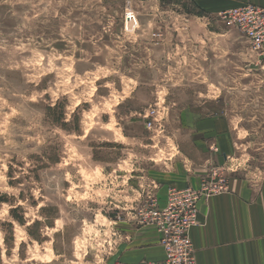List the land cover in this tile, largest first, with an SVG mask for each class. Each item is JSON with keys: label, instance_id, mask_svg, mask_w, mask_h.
<instances>
[{"label": "rangeland", "instance_id": "374dc122", "mask_svg": "<svg viewBox=\"0 0 264 264\" xmlns=\"http://www.w3.org/2000/svg\"><path fill=\"white\" fill-rule=\"evenodd\" d=\"M223 11L0 0V264H117L130 230L160 238L141 222L153 196L137 177L215 160L216 147L193 139L212 116H227L232 133L229 162L212 164L264 175V60ZM213 171L228 187L220 169L201 185ZM36 222L42 242L28 233Z\"/></svg>", "mask_w": 264, "mask_h": 264}, {"label": "crops", "instance_id": "0c3cea01", "mask_svg": "<svg viewBox=\"0 0 264 264\" xmlns=\"http://www.w3.org/2000/svg\"><path fill=\"white\" fill-rule=\"evenodd\" d=\"M206 10L223 11L251 3L264 8V0H195ZM227 116H212L199 122L193 138L196 144H209L213 159L200 163L189 158L175 166H148L142 179L143 193L157 197L159 203H167L169 187L199 188L202 179L212 169L227 173L226 192L202 199L199 202L197 224L191 230V239L197 252L198 264H264V175L246 166L239 170L235 166H215L212 162L228 163L231 143ZM215 157V158H214ZM222 160V161H218ZM141 170L142 166H136ZM135 178V177H134ZM140 183V182H138ZM132 248L124 262L140 264L160 261L164 258L163 247L156 231L130 230ZM145 232V234H143ZM159 239V240H158Z\"/></svg>", "mask_w": 264, "mask_h": 264}, {"label": "built area", "instance_id": "2783aa9c", "mask_svg": "<svg viewBox=\"0 0 264 264\" xmlns=\"http://www.w3.org/2000/svg\"><path fill=\"white\" fill-rule=\"evenodd\" d=\"M221 17L229 27L244 34L253 50L259 52L264 60V8L248 3L223 11ZM211 176L212 180H204L199 188H169L165 207L155 197L147 203L146 210L140 213L141 222L155 226L159 231L164 258L160 261L145 260L140 264H198L190 233L197 224L199 202L228 189L227 181L217 171H213Z\"/></svg>", "mask_w": 264, "mask_h": 264}, {"label": "trees", "instance_id": "16d2710c", "mask_svg": "<svg viewBox=\"0 0 264 264\" xmlns=\"http://www.w3.org/2000/svg\"><path fill=\"white\" fill-rule=\"evenodd\" d=\"M49 111H53L51 108L49 109ZM64 120V113H62L61 114V118H59V120H57V122L56 123H59L60 125H62L63 127H66L64 124H62V121ZM10 175H12L11 173H10ZM11 177V176H10ZM2 200V198H0V201ZM18 210H20V208H17V209H14V210H12V216L14 217V219L16 220V221H18L22 226H25V224L27 223L26 222V220H25V218L23 217V216H20V215H18L17 213H18ZM42 226V223L41 222H36L35 224H34V226L32 227V228H29V230H28V233H29V235L32 237V238H34L36 241H38V242H42V239H41V236L40 235H38V234H35V232H34V229H35V227L36 228H39V227H41Z\"/></svg>", "mask_w": 264, "mask_h": 264}]
</instances>
